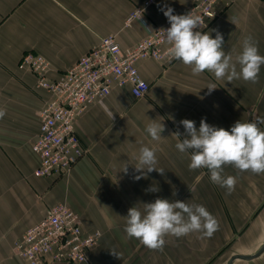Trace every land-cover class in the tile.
<instances>
[{"label":"crops","instance_id":"1","mask_svg":"<svg viewBox=\"0 0 264 264\" xmlns=\"http://www.w3.org/2000/svg\"><path fill=\"white\" fill-rule=\"evenodd\" d=\"M143 2L0 0V109L6 112L0 118V264H27L14 253V244L57 203L79 214L83 231L100 232L88 260L79 264H229L234 255L254 254L264 244V174L225 166L223 174L237 178L235 190L226 194L207 169L190 170L191 153L175 147L183 139V119L195 121L197 129L203 118L230 130L237 121L264 118V66L256 83H228L208 71L195 76L175 59L138 60L137 69L149 84L145 96L135 98L128 87H114L92 101L75 121L82 157L66 174L34 175L37 159L30 143L39 131V108L51 95L37 86L34 73L20 66L21 56L26 51L44 56L47 76L54 80L106 35L129 48L145 36L139 21H127ZM192 2L155 0L143 13L160 25L167 21L162 8L179 14ZM216 9L217 17L201 32L215 38L219 31L223 50L234 62L248 36L264 55V0L220 1ZM210 84L216 89L208 94ZM153 120L164 125L159 141L146 131ZM177 131L181 137L172 135ZM144 146L155 149L156 168L164 173L152 171L134 180L141 175L134 165ZM126 164L127 173L122 171ZM152 187L158 191H149ZM157 198L203 205L218 220L219 230L211 238L200 232L169 235L163 250H149L127 237L123 217L129 208L143 211V203ZM231 264H264V251Z\"/></svg>","mask_w":264,"mask_h":264},{"label":"built area","instance_id":"2","mask_svg":"<svg viewBox=\"0 0 264 264\" xmlns=\"http://www.w3.org/2000/svg\"><path fill=\"white\" fill-rule=\"evenodd\" d=\"M220 1L229 0H193L176 15L192 12L200 16L203 23L195 30L202 31L217 17L216 5ZM153 2L144 0L127 19H135L144 26L145 36L141 40L122 48L115 35H106L57 79L48 78L49 63L44 56L32 51L23 53L20 66L34 73L37 86L51 95L39 108V131L30 143V151L37 159L34 175L66 174L82 157L84 148L75 121L92 101L108 95L114 87H128L135 98L145 96L149 84L137 69L138 60L172 59L168 55L170 46L159 32L170 27L168 20L155 25L144 16L145 7ZM99 235V231H83L79 214L65 203H57L21 235L14 244V253L27 264L84 263Z\"/></svg>","mask_w":264,"mask_h":264},{"label":"clouds","instance_id":"3","mask_svg":"<svg viewBox=\"0 0 264 264\" xmlns=\"http://www.w3.org/2000/svg\"><path fill=\"white\" fill-rule=\"evenodd\" d=\"M170 27L161 29L163 39L170 46L168 55L191 68L195 76L205 71L214 75L216 80L226 79L231 83L234 79L245 82H258L261 67L264 66V55L259 53L251 36L244 39L242 51L235 57L223 50V35L216 30L215 38L209 32L196 31L203 23L198 15L192 12L183 15L173 14L174 9H161ZM140 10H138L139 13ZM142 15L140 16V19ZM239 66V70L237 68ZM208 94L216 89L214 84L208 87ZM6 114L0 109V118ZM146 131L154 141H159L164 131L163 123L153 120ZM183 139L175 147L181 153L190 152V170L207 169L214 184L231 194L235 190L237 178L225 176V166H232L239 172L264 174V118H255L251 122L237 121L230 130L209 125L206 119H201L197 129L195 121L183 119ZM181 137L179 131L173 133ZM155 149L147 146L139 149L138 163L134 180L143 178L147 173L157 171ZM127 164L123 170L127 173ZM149 191H158L152 187ZM143 211L133 206L128 209L124 231L128 238H135L149 250H163L165 237L171 235L177 238L200 232L204 237L211 238L219 230L218 220L203 205H192L184 201H170L157 198L154 202L143 203ZM116 255L115 253H113Z\"/></svg>","mask_w":264,"mask_h":264},{"label":"water","instance_id":"4","mask_svg":"<svg viewBox=\"0 0 264 264\" xmlns=\"http://www.w3.org/2000/svg\"><path fill=\"white\" fill-rule=\"evenodd\" d=\"M264 251V244L260 247V249L258 251H256L254 254L251 255H234L233 257H231V259L229 260V264L232 263V261L236 258H243V259H251L254 257H257L258 255H260L262 252Z\"/></svg>","mask_w":264,"mask_h":264}]
</instances>
